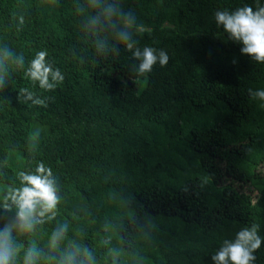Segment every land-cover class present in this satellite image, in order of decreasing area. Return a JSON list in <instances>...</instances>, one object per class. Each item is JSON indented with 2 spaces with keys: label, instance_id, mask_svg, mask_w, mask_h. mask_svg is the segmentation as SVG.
<instances>
[{
  "label": "trees",
  "instance_id": "trees-1",
  "mask_svg": "<svg viewBox=\"0 0 264 264\" xmlns=\"http://www.w3.org/2000/svg\"><path fill=\"white\" fill-rule=\"evenodd\" d=\"M244 6L264 0H0L7 264H213L252 226L264 264V62L214 22ZM145 45L168 62L139 85ZM38 51L63 76L49 91L26 75ZM39 163L56 203L22 216L19 173Z\"/></svg>",
  "mask_w": 264,
  "mask_h": 264
},
{
  "label": "clouds",
  "instance_id": "clouds-1",
  "mask_svg": "<svg viewBox=\"0 0 264 264\" xmlns=\"http://www.w3.org/2000/svg\"><path fill=\"white\" fill-rule=\"evenodd\" d=\"M214 22L217 26H222L227 39L242 45L241 53L249 54L255 61L264 62V7L256 11L248 6L236 8L231 12L217 10L214 12ZM118 36L119 42L123 43L126 49H133V42L128 32L121 31ZM46 55L45 51L36 52L30 61L26 75L40 89L49 91L62 81L63 76L59 69H54L50 63L46 62ZM132 55L138 61L134 70L137 76L150 73L156 64L163 67L168 62L166 52L147 45L135 48ZM257 94L264 99V91H258ZM25 99H32V93L28 92ZM32 103L44 105L45 101L36 98L32 100ZM51 175V169L43 163L36 165L35 174L19 173L23 186L14 199L19 204L22 216L26 213L30 214L32 206L36 203H42L45 208L54 206L57 198L52 180L49 179ZM259 243L260 238L256 235L255 226L240 228L231 241L225 239L221 242L219 249L210 256V260L213 264H249V261L254 259L250 253L259 246ZM0 264H7L6 255L0 256Z\"/></svg>",
  "mask_w": 264,
  "mask_h": 264
},
{
  "label": "rangeland",
  "instance_id": "rangeland-1",
  "mask_svg": "<svg viewBox=\"0 0 264 264\" xmlns=\"http://www.w3.org/2000/svg\"><path fill=\"white\" fill-rule=\"evenodd\" d=\"M137 81H138V84L141 85V84H143L145 82V77L140 76V77L137 78Z\"/></svg>",
  "mask_w": 264,
  "mask_h": 264
}]
</instances>
